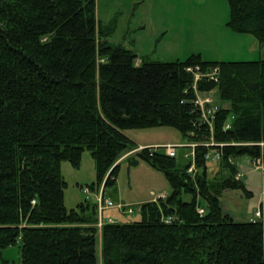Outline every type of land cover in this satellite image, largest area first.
I'll return each instance as SVG.
<instances>
[{"label": "trees", "instance_id": "trees-1", "mask_svg": "<svg viewBox=\"0 0 264 264\" xmlns=\"http://www.w3.org/2000/svg\"><path fill=\"white\" fill-rule=\"evenodd\" d=\"M227 1V26L264 43V0ZM116 26L98 21L97 0H0V248L21 241L23 264H264V213L236 221L221 202L226 189L252 193L235 158L264 160V146L245 144L264 140V59L137 64L134 48L109 42ZM196 65L219 67L217 80L197 82L220 104L212 128L195 103ZM160 126L198 144L194 172L191 156L182 163L164 147L130 153L139 145L127 129ZM85 151L104 197L128 153L130 167L146 162L171 191L144 202L136 221L105 214H130L121 202L99 227L96 200L65 205L62 162L79 168ZM210 157L221 167L213 176Z\"/></svg>", "mask_w": 264, "mask_h": 264}, {"label": "rangeland", "instance_id": "rangeland-1", "mask_svg": "<svg viewBox=\"0 0 264 264\" xmlns=\"http://www.w3.org/2000/svg\"><path fill=\"white\" fill-rule=\"evenodd\" d=\"M97 17L104 25L117 18L116 29L108 40L114 45L124 44L136 49L139 63L142 58L159 61L185 60L194 53L202 54L206 60L264 59V43L251 34L237 33L227 26L230 19L227 0H97ZM132 38L136 41L135 46L131 43ZM211 96L218 105L219 101L213 91ZM125 133L137 144H148L147 146L155 148L188 141L179 130L169 126L133 128L127 129ZM144 147L139 145V148L130 153ZM187 152H190V148H177L180 162H186L183 154L186 157ZM126 156L119 161L116 186L107 187L105 193V197L114 198L115 203L123 202L132 210V213L124 215L115 209L105 212L119 218L121 222L139 220L140 208L144 202L171 191L169 181L163 173L144 161L130 167ZM234 163L238 172L243 175L242 180L247 189L252 193L249 196L243 189H226L221 196L224 212L236 221L260 219L255 214L264 202V169H257L247 155L235 158ZM208 165L210 176L221 168L219 160L213 157L209 158ZM61 172L67 181L65 205L68 209L85 200L95 202L96 191L90 184L96 180V164L90 151L84 152L79 168L64 160ZM86 187L91 190L89 195L84 191ZM190 198V195H184V199ZM97 250L100 253V242ZM5 261L23 264L21 241L0 248V263Z\"/></svg>", "mask_w": 264, "mask_h": 264}, {"label": "built area", "instance_id": "built-area-1", "mask_svg": "<svg viewBox=\"0 0 264 264\" xmlns=\"http://www.w3.org/2000/svg\"><path fill=\"white\" fill-rule=\"evenodd\" d=\"M187 70L189 72H191L195 77L194 84H193V87L195 88L196 94H197L196 99H195V103L200 108V110L202 111V115H203V118L205 119V121L208 124H210V126L212 128L213 127L212 126L213 118L215 116V113L219 109V105L215 104V100L211 96V92H200V91H198L197 82L199 80H202V79L217 80V74L219 72V67L215 66L210 71H203L199 65H196V66H189L187 68ZM227 127H230V125L227 124ZM235 144H238V143H235ZM245 144L264 146V140H262L260 142H249V143H245ZM197 145L198 144L196 142H187V143H177V144L169 143V144H166L164 146L166 148V153L170 156H176L177 155V150H176L177 147L190 148L191 150H190V152L186 153V157L189 158V156H191L193 159V163L189 167L188 171L194 172L196 169L194 161H195V156H196L195 149H196ZM215 156H216V158H219L220 154L217 153ZM208 157H209V155H208ZM251 162L254 165H256L257 169L258 168L264 169L263 158L251 159ZM242 177H243L242 174H240V173L237 174L238 179H241ZM84 191L88 195L91 193V190L89 187H86L84 189ZM95 198H96V202L98 203V210H99V223H98L99 227H102V225H103L104 220H103L102 215H103V212L105 210L110 209V208H117V209L123 210V207H124L123 203H121V202L115 203L109 197H104V184H103V186H101L99 192L96 193ZM128 212L132 213V210H128ZM200 212H204V209H200ZM263 213H264V202H262L261 209L258 210L255 215H256V217L260 218L263 216ZM251 220H255V219L252 218ZM108 221L109 222H115L116 220L114 218H109Z\"/></svg>", "mask_w": 264, "mask_h": 264}, {"label": "crops", "instance_id": "crops-1", "mask_svg": "<svg viewBox=\"0 0 264 264\" xmlns=\"http://www.w3.org/2000/svg\"><path fill=\"white\" fill-rule=\"evenodd\" d=\"M135 44H136V41H135V43H134V46H135ZM136 50V49H135ZM222 61V60H218V59H214V61ZM137 64H139V62L137 61ZM155 144H159V143H155ZM138 145H140V146H147L148 144H138ZM162 196H164V195H162Z\"/></svg>", "mask_w": 264, "mask_h": 264}]
</instances>
